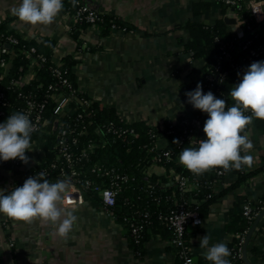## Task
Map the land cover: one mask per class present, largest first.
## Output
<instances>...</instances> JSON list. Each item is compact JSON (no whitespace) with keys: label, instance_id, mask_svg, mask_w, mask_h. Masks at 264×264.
<instances>
[{"label":"crops","instance_id":"obj_1","mask_svg":"<svg viewBox=\"0 0 264 264\" xmlns=\"http://www.w3.org/2000/svg\"><path fill=\"white\" fill-rule=\"evenodd\" d=\"M92 8L109 17H116L129 30L101 37L92 26L82 30V52H73L74 42L70 37L71 17L61 12L53 23L46 26L19 22L11 14L20 0H0V20L22 40L40 43L48 38L56 42L54 61L72 54L78 60L74 68L78 91L91 98L101 107L112 108L127 124L143 122L153 128L164 129L167 123L176 122L184 114L178 103L179 88L195 85L202 78L203 61L194 60L183 50L190 40L185 25L198 22L212 26L225 17L236 20L227 25V31L237 37L243 29L232 6L226 0H83ZM242 2L249 12V5L263 0H233ZM207 3L208 9L196 14L193 5ZM92 47V51L85 49ZM88 47V48H89ZM7 48V47H6ZM30 72L24 76L28 83ZM253 144L248 153L253 157L244 173L257 171L264 164V133L253 121L245 133ZM169 140L161 137L156 145L166 148ZM27 152L29 162L15 168L0 167V190L10 192L20 187L28 169L35 170L42 157L38 143ZM236 170L226 172L215 192L225 193L211 204L198 227L189 226V245L193 257H201L206 249L199 247V239L210 237L209 246L224 242L229 244L232 235L225 230L230 210L240 197L257 203L264 193V172L254 173L245 183L229 189L236 181ZM174 171L165 167L147 168L146 175L164 177L167 186L174 185ZM6 192V194H7ZM65 207V206H63ZM77 217L73 231L66 239L55 236L54 229L34 219L31 223L14 221L0 214V264H175V254L168 248L167 234L152 233L144 243L141 254L130 245L123 228L106 209L84 202L76 208L65 207ZM255 221V220H254ZM254 223V222H253ZM252 223V225H253ZM264 224V215L250 234L245 259L249 264H264L250 254V248H264V237L258 234ZM244 245V243H243ZM243 248V247H242Z\"/></svg>","mask_w":264,"mask_h":264},{"label":"trees","instance_id":"obj_2","mask_svg":"<svg viewBox=\"0 0 264 264\" xmlns=\"http://www.w3.org/2000/svg\"><path fill=\"white\" fill-rule=\"evenodd\" d=\"M64 8L61 12L67 15H74L82 6L94 11L97 20L94 24L85 21L84 18L73 20L70 27V37L74 42L73 52H82L83 42L80 39L82 30L95 26L101 37L112 33V27L116 29L129 30L122 20L116 17H109L96 12L92 6L83 0H76L75 6L72 0H63ZM207 3H196L193 10L196 14H201L208 9ZM238 17L243 36L237 37L227 31V26L222 19L216 21L212 26L198 22H188L185 28L188 30L190 40L184 45L185 53L190 54L194 60L203 61L202 78L198 82L202 85V91H211L218 99H225L227 106L234 103L228 95L234 84L239 82V76L234 70L235 65H245L248 62V51L258 50V54L251 58V63L264 61V21L256 24L242 2L232 6ZM83 17V16H82ZM8 36L18 38L19 44L8 45ZM218 39L220 42H217ZM247 42L250 44L246 50H241ZM221 44L226 46V54L220 49ZM8 48H6L7 46ZM54 40L45 38L40 43L33 40H22L15 32L7 28L5 22L0 24V57L4 59L8 69L0 67V123L15 112H22L28 100L38 103L45 101V113L43 117L49 121L45 133L33 132L32 145L37 142L41 150L42 157L37 169H28L26 179L31 176H39L41 171L47 175L44 178L50 183L58 180L79 181L78 187L81 189L84 200L90 202L95 207H102V202L95 191V188L112 187L116 191L115 204L106 211L119 224L130 245L136 252L141 254L144 243L152 233L167 234L168 248L175 254V264H183L182 253L185 248H189L191 235L186 230L183 236L182 246L173 244V231L166 224L164 218L171 211H176L177 206L187 203L186 208L197 210L203 218L206 216L211 204L217 202L225 193L224 190L215 192V185L221 182L222 176L216 175L217 170L213 169L201 176L191 174L179 163V154L186 147H195L199 139H204L201 128L208 118L206 113L194 109L187 103L186 92L195 89L196 85H182L179 88L178 103L182 104L185 111L180 115L176 124L170 128L167 123L164 129L153 128L143 122H133L126 124L120 120L115 110L101 107L98 103L92 102L88 108L81 106V100L87 96L78 91V84L74 68L78 63L72 54L65 55L60 59V66L57 68L54 61V50L56 48ZM35 48V54L31 55L36 59L37 55L45 58L44 63H38L32 68L34 77L23 86H14L13 82L20 77H24L30 70V58L24 52L30 48ZM86 46L84 50L92 51V47ZM4 50L5 52H1ZM219 62V69L215 66ZM58 69V74L55 73ZM211 74L214 77L213 85L210 87L205 80V75ZM66 80L67 85L61 83ZM56 93L72 95L70 107L74 110L72 114L58 118L53 115L54 102L52 97ZM250 114V113H249ZM190 124L196 120L195 132L183 134L188 124L182 127L184 121ZM257 127L264 133V121L254 120ZM57 125L54 126V123ZM133 129L134 134L126 133L118 135L115 131ZM171 129L172 134L167 135V130ZM66 134L62 137L61 131ZM243 134V133H242ZM161 137H168L169 144L165 148L171 152L170 162L164 165L166 170H172L179 176H184L191 188L184 192L174 185L167 186L166 178L155 175H146L145 171L149 167L154 154L150 152ZM181 137L183 141H181ZM178 140L180 143H172ZM66 147L72 158H80L82 153L86 156L72 167L63 158L57 159L60 148ZM27 156V152L25 153ZM22 164V163H21ZM20 165V164H19ZM18 165L14 160L0 161V167L12 169ZM53 166V167H52ZM62 170V172H61ZM71 170L76 172L75 177H70ZM264 172V164L255 172H236V181L229 188L233 189L245 183L254 173ZM109 173V174H108ZM124 176L127 181L116 180L115 176ZM75 182V181H74ZM249 202L246 197H240L230 210L229 222L225 226L227 233L232 235V240L227 244L231 251L228 257L230 264H246L243 258H238L242 239L250 229L252 223L243 217L242 205ZM259 204L249 202L253 211H259L264 207V193L259 197ZM147 214V217H145ZM132 226L141 227L139 242L133 239ZM258 234L264 237V224L259 229ZM244 243V242H243ZM250 254L258 261L264 263V248H250ZM195 264H210L204 256L193 257L188 254Z\"/></svg>","mask_w":264,"mask_h":264},{"label":"clouds","instance_id":"obj_3","mask_svg":"<svg viewBox=\"0 0 264 264\" xmlns=\"http://www.w3.org/2000/svg\"><path fill=\"white\" fill-rule=\"evenodd\" d=\"M72 4L75 6L76 0ZM63 8V0H20L11 14L19 22L46 26L54 22ZM237 75L239 82L228 93L234 102L230 107L225 99L216 98L211 91L204 93L200 83L185 93L187 103L208 117L203 127L205 138L179 154L180 165L195 176L213 169L241 171L253 163V157L248 154L253 144L242 133L254 120L264 121V61L252 62L242 76ZM33 131L32 121L22 112L13 113L0 123V161L18 159L27 164L29 157L25 153L33 150ZM172 143L180 142L173 140ZM69 188L67 180L50 183L43 173L28 177L22 186L10 192L0 190V214L26 223L38 218L54 229L55 236L66 239L77 220L73 211L63 207ZM209 241L208 235L199 239V247L206 249L202 253L204 259L210 264H230L231 251L227 244L209 246Z\"/></svg>","mask_w":264,"mask_h":264},{"label":"built area","instance_id":"obj_4","mask_svg":"<svg viewBox=\"0 0 264 264\" xmlns=\"http://www.w3.org/2000/svg\"><path fill=\"white\" fill-rule=\"evenodd\" d=\"M226 5L228 6H234L235 2L233 0H226L225 1ZM249 14L251 18L254 20L256 24L261 23L264 21V3L263 2H254L249 5ZM71 17L72 20L76 19H81L84 18L86 22L90 24H94L95 21L97 20L96 13L94 11H91L88 7L82 6L78 12L74 15H68ZM83 16V17H82ZM0 20V24H1ZM125 33V29H116L114 26L112 27V33ZM6 43L8 45H18L19 44V39L16 37L8 36L6 38ZM217 42H220L218 39H216ZM250 44V42H247L244 46L241 47V50H246L247 46ZM7 46V45H6ZM226 46L225 44H221L220 49L222 50L223 54H226L225 49ZM35 48H30L29 50L25 51L24 54L30 58V70L29 72L32 74V78L34 77V74L32 72V68L35 65H38V63H44L46 60L42 55H37L36 59L32 58L31 55L35 54ZM1 52H5L4 50H1ZM248 62L245 65H235L234 70L237 73H240V76L243 75L244 70L247 69V67L251 64V58L256 56L258 54V50H249L248 51ZM55 66L58 68L60 66V61H55ZM0 67L4 69V72L7 71L8 66L6 65V62L4 59L0 57ZM55 68V73L58 74V69ZM215 69H219V62H217ZM205 80L206 82L209 83V86L211 87L214 82V77L209 74L205 75ZM240 78V77H239ZM25 77H20L18 80L13 82L14 86H23L24 84ZM61 83L63 85H67L66 80H62ZM52 100L54 102V108H53V115L57 116L58 118L63 117L65 115L72 114L74 110L70 107L71 101H72V95H66L64 93H56L53 95ZM92 103L91 98L87 97L86 99L81 100V106L86 109L89 107V105ZM24 114L28 115L30 120L33 123L34 126V131L33 132H39V133H45L47 131V127L49 125V121L43 117L45 113V101L42 103H38L34 100H28L26 102V107L23 111ZM121 120V119H120ZM122 121V120H121ZM124 122V121H123ZM57 123V122H55ZM54 123V124H55ZM125 123V122H124ZM198 122L196 120L192 121L190 124L187 123L185 120L182 124V127L188 124V128H185L183 131V134H192L195 132V125ZM127 124V123H126ZM176 122L169 123L170 128L174 126ZM57 125V124H56ZM204 127V125H203ZM203 127L201 128V131L203 132ZM161 129V128H160ZM118 135L121 134H134L133 129H124V130H119L115 131ZM167 135L172 134V130L169 129L167 130ZM66 134V132L63 130L61 131V136L63 137ZM168 139V137H165ZM181 141H183V138L181 137ZM197 142H193V144H196ZM150 152L154 154L153 159L151 160V163L148 168H155V167H163L166 163L170 162L171 160V152L169 150H166L165 148L159 149L158 146L155 144V146L151 147ZM86 156V153H82L80 158H76L74 160L71 156L70 153L67 152L66 147H62L58 151L57 159L63 158L66 163L70 167H72L75 163L81 161L82 158ZM22 162L18 159L14 160V164L19 165ZM53 167V166H52ZM147 171V169H146ZM62 172V170H61ZM40 173H43L44 175H47L45 171H41ZM39 173V174H40ZM223 170H217L216 175L219 177H223L224 174ZM109 174V173H108ZM173 178L174 182L178 185V188L181 191H188L192 186L189 184L188 180L184 176H179L175 173H173ZM71 178L76 176V172L74 170H71L70 175ZM116 180H123L127 181V178L124 176H115ZM75 181V182H74ZM69 181L70 188L68 191L67 196L65 197V200L63 202V206L65 207H71V208H76L78 206H81L85 200L82 194L81 189L78 187L79 181ZM191 186V187H190ZM95 191L97 192L101 202H102V208H110L114 206L115 204V197H116V191L113 190L112 187L109 188H95ZM250 202V201H249ZM249 202H246L242 205V213L243 217L247 219L250 222H253L257 216L260 214L262 210H264V207H261L259 211H253L252 206ZM260 202L258 201L256 204H259ZM187 203H183L178 207L176 211H171L168 216L164 218L166 224L172 229L173 231V244L182 246L183 244V236L186 232V229L189 226H194L198 227L202 224V217L200 216L199 212L197 210H190L186 208ZM145 217H147V214H145ZM141 232V227L137 226H132V236L133 239L135 240L136 243L139 242V239L141 238L140 236ZM243 244V239L241 241V245ZM191 254L190 252V247L185 248V253H182L181 256H183V264H195L190 256L186 254ZM238 258H242V249H239L238 252Z\"/></svg>","mask_w":264,"mask_h":264},{"label":"water","instance_id":"obj_5","mask_svg":"<svg viewBox=\"0 0 264 264\" xmlns=\"http://www.w3.org/2000/svg\"><path fill=\"white\" fill-rule=\"evenodd\" d=\"M264 1V0H263ZM224 19V22L227 24V25H235L236 24V20H234V19H232V18H227V17H225V18H223ZM7 48H8V46H7ZM56 124L57 123H55L54 124V126H56ZM263 215H264V210H262L261 212H260V214L257 216V218L255 219V221H254V223H253V225H252V228H251V230H250V234L252 233V231L254 230V228H255V225H256V223L263 217ZM250 234H248L247 236H246V239H245V242H244V245H243V248H242V258H243V260L246 262V264H249L247 261H246V259H245V252H246V247H247V243H248V239H249V236H250Z\"/></svg>","mask_w":264,"mask_h":264}]
</instances>
